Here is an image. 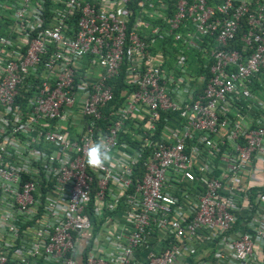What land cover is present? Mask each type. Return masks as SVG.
<instances>
[{
    "label": "built area",
    "instance_id": "1",
    "mask_svg": "<svg viewBox=\"0 0 264 264\" xmlns=\"http://www.w3.org/2000/svg\"><path fill=\"white\" fill-rule=\"evenodd\" d=\"M170 7L0 0V264H264V0Z\"/></svg>",
    "mask_w": 264,
    "mask_h": 264
},
{
    "label": "clouds",
    "instance_id": "2",
    "mask_svg": "<svg viewBox=\"0 0 264 264\" xmlns=\"http://www.w3.org/2000/svg\"><path fill=\"white\" fill-rule=\"evenodd\" d=\"M85 157L87 166L92 169L102 170L113 162L111 146L106 138L90 141L86 145Z\"/></svg>",
    "mask_w": 264,
    "mask_h": 264
},
{
    "label": "trees",
    "instance_id": "3",
    "mask_svg": "<svg viewBox=\"0 0 264 264\" xmlns=\"http://www.w3.org/2000/svg\"><path fill=\"white\" fill-rule=\"evenodd\" d=\"M158 1L167 2V4L169 5V8L171 9L170 5L173 2V0H170V1H168V0H154L155 3L158 2ZM169 14H171V10H168L167 15H169ZM152 23H155V22H152ZM156 43H157V46L162 49V51L166 52L168 55L171 54L173 49L169 46L170 44L168 43V41H163V42H160V43H159V41H157ZM191 59H192V57H191ZM119 88H121V84H119V82H116L115 83V89H113V92H114L113 94L115 96H117V92H118Z\"/></svg>",
    "mask_w": 264,
    "mask_h": 264
},
{
    "label": "rangeland",
    "instance_id": "4",
    "mask_svg": "<svg viewBox=\"0 0 264 264\" xmlns=\"http://www.w3.org/2000/svg\"><path fill=\"white\" fill-rule=\"evenodd\" d=\"M186 56H187V63H192V59H191V57H192V53L191 52H186Z\"/></svg>",
    "mask_w": 264,
    "mask_h": 264
},
{
    "label": "crops",
    "instance_id": "5",
    "mask_svg": "<svg viewBox=\"0 0 264 264\" xmlns=\"http://www.w3.org/2000/svg\"><path fill=\"white\" fill-rule=\"evenodd\" d=\"M161 50H162V49H161ZM163 53H165V54H166V52H164V51H163ZM172 53H173V50H172L171 54H170V55H168V56H170V57H171V56H172Z\"/></svg>",
    "mask_w": 264,
    "mask_h": 264
}]
</instances>
